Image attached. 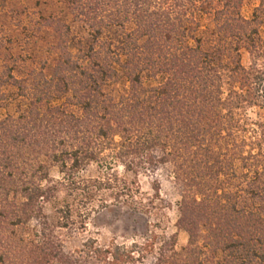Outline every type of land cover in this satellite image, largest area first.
I'll return each instance as SVG.
<instances>
[{"label":"trees","instance_id":"obj_1","mask_svg":"<svg viewBox=\"0 0 264 264\" xmlns=\"http://www.w3.org/2000/svg\"><path fill=\"white\" fill-rule=\"evenodd\" d=\"M67 2L73 22L51 23L64 39L54 75L14 77L28 103L0 117V264H264V0L251 19L245 0ZM114 29L117 38L106 33ZM92 163L103 176L82 178ZM167 166L186 246L153 232L65 250L57 230L76 212L67 204L56 224L45 213L59 187L85 204L84 219L105 191L152 214L160 183L148 196L139 176Z\"/></svg>","mask_w":264,"mask_h":264},{"label":"rangeland","instance_id":"obj_2","mask_svg":"<svg viewBox=\"0 0 264 264\" xmlns=\"http://www.w3.org/2000/svg\"><path fill=\"white\" fill-rule=\"evenodd\" d=\"M261 0H245L242 7L244 17L251 19ZM53 17V18H52ZM71 24V14L67 0H0V117L18 115L20 104L28 103L19 96V89L14 87V77L31 82L42 73L51 78L54 75L60 50L57 48L64 39L58 36L53 19ZM205 31L214 26L213 16L205 14L200 18ZM110 37H118L120 31L114 29L106 32ZM122 34V33H121ZM264 35V30H263ZM61 39H60V38ZM75 41V40H74ZM75 44V43H74ZM243 63L249 67L251 57L243 51ZM39 77V76H38ZM158 81L149 84L158 85ZM117 89L124 91L127 82L121 81ZM59 92L58 95H61ZM63 96V95H61ZM64 97V96H63ZM64 100H58L61 103ZM254 117L255 112H251ZM115 172L124 173L122 166H115ZM105 168L98 163H92L81 173L85 179L103 176ZM52 181L62 180L58 167L51 170ZM130 178H134L131 174ZM143 193L148 196L155 194L153 185L158 181L161 186L162 201H157V212L152 214L136 211L133 207L116 201L111 192L98 193L95 197V208L87 218H82L80 210L85 213V204L69 196L66 187H59L52 200L45 204V213L51 223L56 224L59 218L58 210L70 204L73 207L74 225L59 228L65 250L72 252L83 249L89 239H96L101 245H109L112 241L132 245L135 241H144L148 234L172 236L177 234L178 245L181 249L189 242V235L178 228L179 203L181 201L179 188L170 167H162L157 172L139 176ZM103 203L104 206H103ZM82 211V213H83ZM86 214H88L86 212ZM86 215H83L85 217ZM32 225H37L33 221ZM221 259V255H218ZM154 259L149 257L147 264Z\"/></svg>","mask_w":264,"mask_h":264}]
</instances>
